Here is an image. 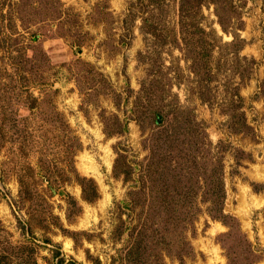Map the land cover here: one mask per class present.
Listing matches in <instances>:
<instances>
[{"label":"rangeland","instance_id":"rangeland-1","mask_svg":"<svg viewBox=\"0 0 264 264\" xmlns=\"http://www.w3.org/2000/svg\"><path fill=\"white\" fill-rule=\"evenodd\" d=\"M232 32L239 69L220 47ZM236 85L251 131L225 114ZM177 106L223 142L231 218L212 216L194 167L181 246L128 262L131 227L153 204L134 192L155 171L154 111L171 122ZM0 264H264V0H0Z\"/></svg>","mask_w":264,"mask_h":264},{"label":"trees","instance_id":"trees-1","mask_svg":"<svg viewBox=\"0 0 264 264\" xmlns=\"http://www.w3.org/2000/svg\"><path fill=\"white\" fill-rule=\"evenodd\" d=\"M179 1L181 9H184L190 0ZM220 23L222 28L227 30L225 23L223 21H220ZM232 33L233 40L225 43L220 42V47L221 49H223V47L231 49L230 53L235 56L239 69L242 59L240 56V50L243 47V39H241L236 32ZM251 63H256V61L252 60ZM222 67L223 64L218 61L216 64V70L220 71L222 70ZM195 70L197 72L199 71L197 69ZM210 74L212 73L209 72V75ZM240 76L242 77L241 73ZM198 84L202 94L200 98L204 102L210 103L211 99L208 100L204 96V90L206 88L209 89V84L206 83L207 85H203L202 82H198ZM227 89H229L228 92L230 93V97L226 100L230 104V107L225 114L229 117L230 125L233 127H235V124L239 125V128L236 129V131H251L252 127L247 122V117L243 110L244 97L240 92V87L236 85L232 88L228 87ZM174 111H176V114L171 122L167 117L168 114L166 116L159 111H154L155 125H157V127L163 125V127L152 133L153 143L150 150L152 153L154 152V156H149L145 170L147 171V169H150L149 165L151 166V164H154L155 171H150L148 173L150 180L147 179V182L146 180L143 182L139 181V185L136 188H141L143 191L134 192L138 196L141 195V197L143 193H151L150 200L153 204L152 206L147 204V207L145 206L143 207L144 209H141L142 211L139 213L140 219L138 224L131 227L132 229H135L136 227L137 237L134 242L126 248L128 262L142 259V256L147 254L148 249L154 244L156 245V243L159 245L161 242H164L170 247L175 245L174 250L181 246V244L177 243L176 239L174 240L173 236L177 237L179 241H183L178 237V228L183 221H187V219L190 221L192 220L190 219L192 213H190L191 210L184 213L182 206L189 201L190 195L188 194L191 193L190 189L195 187L198 179L200 180L201 187L206 189L204 191V201L209 202L208 209L211 210L210 212L212 213V216L214 218H221L223 221L231 218L224 213L223 209V203L226 197L224 157L221 152L219 153L220 145L223 144V142L219 141L217 144H214L207 137L206 128H200L198 126L196 117L192 115L193 110H186L177 106L173 110V114ZM187 144L191 147L188 151H186ZM199 148L203 150L200 156L201 159L198 161V157L190 158V155L192 156L193 152L197 151ZM173 151H176V155H174ZM174 156H178V158L174 159ZM194 167H198V170L201 172V174L197 176L198 179H195V175L193 174ZM152 179H154V183ZM157 179L160 181L159 183ZM82 182L84 191L87 189V183L91 182L90 186L94 184L91 179L86 177L82 178ZM148 184L152 186V189L154 186L161 184V189L158 191V194H156L158 196L154 198V201L159 202L161 197L164 198L166 206L169 205V208L167 209L168 211L165 209L163 212L161 211L159 213L158 210H155L153 190L148 187ZM91 190L95 194V185L91 187ZM134 203V199L129 201V205L132 204V207ZM164 216L165 219L162 220ZM156 218H159V221H157L158 219ZM163 222L167 227L163 225ZM229 226L230 230L224 234L225 236H231L233 234L234 225L229 224ZM150 231H154V234L152 235ZM172 231L175 232V235H173ZM146 248L148 249L145 252Z\"/></svg>","mask_w":264,"mask_h":264}]
</instances>
